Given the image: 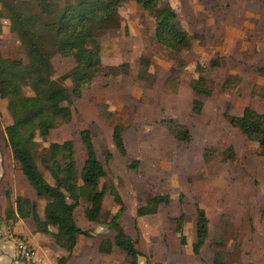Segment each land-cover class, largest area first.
I'll return each mask as SVG.
<instances>
[{"label": "rangeland", "instance_id": "rangeland-1", "mask_svg": "<svg viewBox=\"0 0 264 264\" xmlns=\"http://www.w3.org/2000/svg\"><path fill=\"white\" fill-rule=\"evenodd\" d=\"M70 1L74 0L59 4ZM163 1L177 11L181 26L191 36V49L176 52L160 45L154 36V18L136 0H127L117 26L90 41L91 46H99L105 70L94 77L82 97L72 96L67 102L72 121L62 123L46 138L37 133L33 139L39 167L53 182L41 156L50 155L51 143L71 139L82 171L86 149L80 131L90 129L107 172L100 182L106 194L98 222L87 219L84 200L76 208L79 226L90 231V236L80 237V243L114 239L110 222L118 213L120 223L138 243H182L177 231L182 210V231L186 243H193L198 204L209 218V250L214 253L224 243L227 264H264V156L258 143L225 118L227 110L240 115L247 106L264 114V75L259 72L264 67V24L256 22L253 0L242 7L225 3L219 7L216 0ZM9 15L0 2L1 53L24 65L28 62L26 47ZM41 32L39 39L52 57L56 75L71 71L74 61L58 53L57 30L47 27ZM142 57L150 61L146 79L138 77ZM199 64L207 66L211 96L198 95L191 88L192 80L200 76ZM85 71L77 73L80 76ZM225 82L232 86L224 87ZM66 84L72 90V81ZM23 86L25 94L33 93L27 80ZM195 99L204 101L200 115L193 112ZM0 113V190H5L9 201L6 210L24 196L37 203L43 217L46 200L36 195L8 144L6 127L12 115L8 100L1 96ZM170 119L188 127L189 142L175 138L166 126ZM116 125L125 128L129 158L120 156L113 143L111 133ZM111 151L117 153L116 159L106 158ZM134 160H139L138 167L130 168ZM157 194H170V203L161 205L156 214L139 216L138 209L149 205ZM4 222L0 217V224ZM17 237L21 236L13 231L5 238L0 236L13 243ZM50 242L55 243V238L49 236Z\"/></svg>", "mask_w": 264, "mask_h": 264}, {"label": "trees", "instance_id": "trees-1", "mask_svg": "<svg viewBox=\"0 0 264 264\" xmlns=\"http://www.w3.org/2000/svg\"><path fill=\"white\" fill-rule=\"evenodd\" d=\"M60 0H0L9 10L11 25L17 31L18 37L25 45L28 62L19 65L17 61L6 58L0 49V96L8 100V110L12 115V123L6 127L8 144L21 165L30 185L38 197L46 200L44 217L38 212L37 203L31 198L19 196L15 205L6 210L8 219H13L17 212L22 218H32L37 230L55 238L56 243L72 252L78 243L79 236H90V231L81 228L76 218V208L81 200L88 203L85 210L89 221L98 222L103 211L105 190L100 188V182L106 175L104 164L99 159L94 138L90 129L80 131L82 142L86 149V158L82 171H79L75 158L73 141L53 142L50 145V155H42L41 163L50 172L53 182H50L38 164V155L32 145L37 133L48 137L53 129L62 123H70L73 119L72 108L67 104L74 96L80 98L85 90L90 88L95 76L102 73L103 59L99 50L88 47V41L104 35L117 26L120 9L127 0H74L59 4ZM141 9L148 11L155 20V40L169 50L181 52L192 47V39L180 23L175 8L163 0H136ZM57 30L58 53L75 60V67L62 75H56L52 57L44 49L39 37L43 28ZM3 23L0 16V34ZM150 61L146 57L140 59L138 77L146 79ZM216 62L213 66H216ZM85 69L80 75L79 70ZM200 76L191 82L192 90L198 95L211 96L212 88L206 76L207 66L199 64ZM264 75V67L259 68ZM27 80L31 95L24 93L23 81ZM71 80L72 90L66 81ZM226 84L224 87H231ZM204 101L195 99L193 112L200 115ZM225 118L235 128L243 132L249 140L259 144L264 156V114L247 106L242 114L235 115L228 110ZM1 120V113H0ZM166 126L180 141L189 142L192 133L187 126L176 123L172 119L166 121ZM125 128L120 125L113 127V141L117 151L129 158V152L124 139ZM108 152L106 158L111 159ZM227 161L229 159H226ZM139 160L129 164L130 168L138 167ZM82 180V185L77 181ZM118 191L113 189V194ZM170 194H157L149 205L141 206L139 216L156 214L161 205L170 203ZM183 204V197L180 198ZM196 239L193 249L199 251L207 242L209 236V218L206 210L196 205ZM184 210L177 219V231L181 233L182 244H186V236L182 231ZM115 230L114 239L105 238L100 243V251L110 253L116 245L125 250L137 263L141 255L137 248V240L126 232L120 223V213L110 222ZM52 227L57 232L52 231ZM220 250L214 252L213 264H227L224 256L226 249L220 243ZM163 264V263H156Z\"/></svg>", "mask_w": 264, "mask_h": 264}, {"label": "crops", "instance_id": "crops-1", "mask_svg": "<svg viewBox=\"0 0 264 264\" xmlns=\"http://www.w3.org/2000/svg\"><path fill=\"white\" fill-rule=\"evenodd\" d=\"M250 1L216 0L219 7H222L224 3V6L242 7L241 4L246 2L249 6ZM214 5L216 4L214 3ZM253 6L256 8V22L260 25L264 24V0H253ZM153 24L155 35V20ZM91 40L88 41V47L100 51L97 43L95 47L90 45ZM63 58L67 59V57ZM69 59H72L76 65L73 58ZM111 137L113 139V132ZM111 153L116 159L117 153L114 151H111ZM118 154L122 156L119 152ZM12 201L14 202L15 199H12ZM7 203L9 201L5 197V190H0V217L5 219L6 222L4 223L14 234L25 238L29 242L33 250V258L31 261L17 259V243L0 238V264H213L214 262V253L209 250L208 243L199 251L193 249V243L184 245L182 243H137L141 255L138 257L137 263H134L127 252L120 247L114 245L110 253H103L100 251L101 243H80L81 235L74 250L69 252L56 242L49 243V235L39 232L32 218H22L16 212L13 219H8L6 216Z\"/></svg>", "mask_w": 264, "mask_h": 264}, {"label": "built area", "instance_id": "built-area-1", "mask_svg": "<svg viewBox=\"0 0 264 264\" xmlns=\"http://www.w3.org/2000/svg\"><path fill=\"white\" fill-rule=\"evenodd\" d=\"M12 232L6 224H0V236L5 237L6 233ZM16 258L24 261H31L33 258V250L29 242L22 237H17V254Z\"/></svg>", "mask_w": 264, "mask_h": 264}]
</instances>
